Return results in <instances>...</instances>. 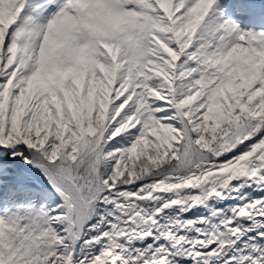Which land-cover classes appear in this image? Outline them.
I'll list each match as a JSON object with an SVG mask.
<instances>
[{
  "label": "snow or ice",
  "instance_id": "snow-or-ice-1",
  "mask_svg": "<svg viewBox=\"0 0 264 264\" xmlns=\"http://www.w3.org/2000/svg\"><path fill=\"white\" fill-rule=\"evenodd\" d=\"M0 264H264V0H0Z\"/></svg>",
  "mask_w": 264,
  "mask_h": 264
}]
</instances>
